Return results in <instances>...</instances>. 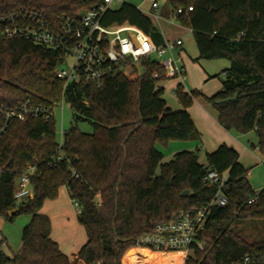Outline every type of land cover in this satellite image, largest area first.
<instances>
[{"label":"trees","instance_id":"trees-1","mask_svg":"<svg viewBox=\"0 0 264 264\" xmlns=\"http://www.w3.org/2000/svg\"><path fill=\"white\" fill-rule=\"evenodd\" d=\"M92 2L0 0V16L24 9L45 11L50 17L77 16ZM161 10L162 17H173L192 30L200 59L230 61L221 88L206 99L227 131L256 134L258 145L253 146L264 161V0H168ZM103 23H129L155 43L164 42L152 20L129 2L110 8ZM61 61L62 53L50 47L25 38L0 39V105L14 108L28 97L52 107L66 101L74 118L65 132L60 162L55 161L60 153L55 119L28 117L8 123L0 142V215L14 220L27 214L31 219L23 229L19 254L6 256V240H0V264H122L129 249L125 264H177L167 253L133 248L134 242L182 210L207 207L218 190L203 181L209 167L228 173L224 191L229 202L211 207L201 235L205 245L192 248L185 264H235L249 252L264 250V191L259 200L248 202L254 190L235 148L220 145L206 153V163L187 150L164 162L157 148L159 143L201 138L187 110L198 91L188 93L178 83L175 93L183 109L173 110L163 98L164 87L156 89L165 74L156 62H148L143 74L128 67L130 74H112L95 87L66 85L56 76ZM80 121H89L94 131L83 132ZM31 165L36 167L31 176L34 194L19 200L18 181ZM63 186L79 204L77 219L87 234L74 259L51 237V219L41 211ZM186 190L188 195L183 194ZM243 222L259 224L262 231L248 238L239 227Z\"/></svg>","mask_w":264,"mask_h":264},{"label":"built area","instance_id":"built-area-1","mask_svg":"<svg viewBox=\"0 0 264 264\" xmlns=\"http://www.w3.org/2000/svg\"><path fill=\"white\" fill-rule=\"evenodd\" d=\"M92 1V4L82 9L77 16L57 14L50 17L45 11L26 9L1 14L0 39L25 38L35 44L60 51L62 61L56 76L66 85L92 84L101 87L104 80L112 74H130L128 67H136L137 70L142 67L145 72L148 62H156L165 70L164 80L156 85V89L162 87L161 82L168 79H179L183 83L187 75L181 59L175 53L176 46L183 44L182 38L157 44L150 35L129 23L105 25L104 16L115 0ZM145 1L151 3L152 9L159 10L160 0ZM190 10H193V7H190ZM180 12L182 9H179ZM69 55L75 56L76 61L70 70H65L61 66L67 62ZM154 77L160 78L158 73H155ZM0 117L4 120L0 124L1 142L9 122L25 120L28 117L52 120L55 119V114L54 107L28 97L14 108L0 105ZM65 132L58 144L60 153L56 156V162L64 158L62 148ZM35 170L36 167L31 165L20 177L15 193L17 199L33 196L31 176ZM227 179L228 173H220L209 167L203 181L218 186L211 203L196 211L182 210L169 221L157 223L153 231L137 237L133 248L150 252H181V262L185 264L192 248L202 249L205 245L201 235L207 228L211 207L228 205L229 199L224 191ZM263 191L264 189L254 190L248 202L259 200ZM74 204L79 211V204ZM89 264L102 263L94 261ZM235 264H264V250L249 252Z\"/></svg>","mask_w":264,"mask_h":264},{"label":"rangeland","instance_id":"rangeland-1","mask_svg":"<svg viewBox=\"0 0 264 264\" xmlns=\"http://www.w3.org/2000/svg\"><path fill=\"white\" fill-rule=\"evenodd\" d=\"M123 2L134 4L145 12H147L151 7V3L145 0H115L111 7L118 8ZM160 4L162 7H168V0H160ZM153 20L156 26L159 29H162L167 36L172 38L181 37L184 41L182 58L186 64L187 76L182 84L185 89H188V91H198L200 95L197 98L201 97L202 99H198L197 103H201L204 108L210 110L211 107L208 104L209 101L206 97L213 95L221 88V79L224 78V74L222 72L224 67H226L223 66V62L230 66V61L225 58L200 59L194 34L190 28L181 25L180 22L173 17L168 20ZM75 61L76 57L69 55L67 62L61 67L65 70H70ZM143 72V68L138 67V73L142 74ZM191 79L193 80V83L190 81ZM168 81L171 83L168 82L169 84L165 86L163 97L167 100L170 107L181 109L180 102L175 93L180 80L174 78L168 79ZM195 99L193 103L196 102ZM206 105L209 107H206ZM54 114L57 126V140L60 142L64 131H67L70 126L74 124L73 110L69 103L63 101L54 107ZM78 126L83 132L92 133L94 131V127L89 121H80ZM206 129L205 141L200 138L181 141L174 140L169 144H157V148L164 154L163 161L168 162L174 158L176 153L187 150L197 152L200 162L206 163V153L207 151H211L208 150L211 146L210 137L213 136L212 128L208 127ZM233 134L238 136L246 146V150L243 155L240 156V159L243 163H245L246 168L249 170V184L253 190L260 191L264 189L263 157L259 150L253 146L258 145V138L256 134L254 132L249 134ZM65 190V188L60 189L59 196L57 198L59 201L48 202L46 209L49 210L52 217L51 229L53 237L59 239L63 249L67 251V254L73 256L74 254L72 253H77L81 245L87 241V234L85 228L78 222V210L76 209L74 203H70ZM30 219V216L27 214H20L16 216L14 220H7L0 215V240L3 238L6 240L2 247V252L6 256L14 257L19 254L23 245V229L30 222ZM239 227H241L243 232L249 236L248 238H254L260 231H262L261 225H252L249 224V222H243L239 225ZM73 248L76 250L70 252ZM128 251L122 258V264H125V258ZM76 256L77 254H75L74 258H76ZM78 264L86 263L79 260ZM179 264H182V262Z\"/></svg>","mask_w":264,"mask_h":264},{"label":"crops","instance_id":"crops-1","mask_svg":"<svg viewBox=\"0 0 264 264\" xmlns=\"http://www.w3.org/2000/svg\"><path fill=\"white\" fill-rule=\"evenodd\" d=\"M163 7L161 6V4H160V8H159V10H154V9H152V7H150L149 8V10L147 11V12H145V11H143L151 20H152V22L154 23V20L153 19H155V20H157V21H160V20H163V19H166V18H164V17H162L161 16V9H162ZM140 9V8H139ZM158 14V15H157ZM168 20V19H167ZM160 24H162V23H160ZM154 25L156 26V24L154 23ZM157 27V26H156ZM157 29L162 33V35H163V38H164V42L166 41V40H176V39H178V38H181V37H175V38H172V37H169V36H167L164 32H163V30L162 29H159L158 27H157ZM163 42V43H164ZM183 50H184V41H183V44L182 45H180V46H176V48H175V53H176V55H177V57L178 58H180L181 59V63H182V65H183V67H184V69H185V72H186V75H187V70H186V64L184 63V61H183V58H182V52H183ZM223 66H226V67H224V70L225 69H227V68H229L230 66L226 63H224L223 62ZM229 66V67H228ZM224 79V78H223ZM223 79H221V86H222V82H223ZM179 80V79H178ZM170 81H172V80H170ZM170 81H168V80H165V81H162L161 82V85L164 87V89H165V86L166 85H168L169 83H171ZM192 83H193V80L191 79L190 80ZM169 82V83H168ZM180 83H182L181 81H180ZM185 91L186 92H188V93H191V91H188V89H185ZM164 98V97H163ZM165 99V98H164ZM198 99H202L201 97L200 98H196L195 99V103H193L187 110L189 111V113L191 114V116H192V118H193V120H194V122H195V124H196V126H197V128H198V130L200 131V133H201V139H203V141H205V132L207 131V129L206 128H208V127H210V128H212V130H213V136H211L210 137V140H211V146L209 147L210 149H208V150H211V151H207V153H210V152H213V151H215L220 145H222V144H226V145H228V146H230V147H233V148H235L238 152H239V154H240V156H242L243 155V153L245 152V150H246V146H245V144H244V142L238 137V136H236V135H234L233 134V132H230V131H227L220 123H219V121H218V112H217V110L213 107V105L210 103V102H208V104L210 105V110H207L206 108H204L203 107V105L201 104V103H197V101H198ZM166 100V99H165ZM166 102H167V100H166ZM168 103V102H167ZM180 106H181V109H183V106L180 104ZM206 107H209L208 105H206ZM173 110H180L179 108H174V107H171ZM240 161H241V159H240ZM241 163L244 165V167H246V165H245V163H243L242 161H241ZM63 188H65L66 190H65V192H66V194H67V196H68V199H69V201H70V203L72 202V203H74L72 200H71V198H70V196H69V192H68V189H67V187L66 186H63V187H61L60 189H63ZM50 201H52V202H57V201H59V200H57V199H55V200H47L46 202H45V204H44V206H43V208L41 209V211L43 212V213H45V214H47L49 217H50V219H51V223H52V217H51V214H50V212H49V210H47L46 209V205L48 204V202H50ZM75 205V204H74ZM76 207V206H75ZM76 209H77V207H76ZM78 210V209H77ZM78 214V213H77ZM51 237L55 240V241H57L58 242V244H59V246H60V249L64 252V253H66L67 254V251L66 250H64L63 249V247H62V244H61V241H59V239H57V238H54L53 237V235H52V229H51ZM86 243V242H85ZM84 243V244H85ZM83 244V245H84ZM83 245H81V247L83 246ZM80 247V248H81ZM80 248H79V250H80ZM74 250H76V249H71V251L70 252H73ZM79 250H78V252H79ZM77 252V253H78ZM77 253H72V254H74L73 256H70L69 254H67L71 259H73L74 258V256H75V254H77Z\"/></svg>","mask_w":264,"mask_h":264},{"label":"bare ground","instance_id":"bare-ground-1","mask_svg":"<svg viewBox=\"0 0 264 264\" xmlns=\"http://www.w3.org/2000/svg\"><path fill=\"white\" fill-rule=\"evenodd\" d=\"M168 258L171 262L179 264L182 259V253L181 252H169L167 253Z\"/></svg>","mask_w":264,"mask_h":264},{"label":"water","instance_id":"water-1","mask_svg":"<svg viewBox=\"0 0 264 264\" xmlns=\"http://www.w3.org/2000/svg\"><path fill=\"white\" fill-rule=\"evenodd\" d=\"M183 194H184V195H188V194H189V191L186 190V191L183 192ZM15 212H17V209H14V210L10 211V214H13V213H15Z\"/></svg>","mask_w":264,"mask_h":264}]
</instances>
